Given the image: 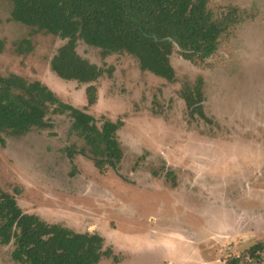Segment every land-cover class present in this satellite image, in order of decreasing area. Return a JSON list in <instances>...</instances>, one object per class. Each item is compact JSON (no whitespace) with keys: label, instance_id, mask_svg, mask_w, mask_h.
I'll use <instances>...</instances> for the list:
<instances>
[{"label":"rangeland","instance_id":"1","mask_svg":"<svg viewBox=\"0 0 264 264\" xmlns=\"http://www.w3.org/2000/svg\"><path fill=\"white\" fill-rule=\"evenodd\" d=\"M213 2L258 15L202 63L174 51L172 83L142 72L128 54L103 58L78 43L79 55L105 71L87 112L98 126L123 121L117 172L100 173L81 155L68 158L84 144L53 106L49 128L0 134V193L49 224L99 234L113 252L99 264H225L264 242V0ZM11 10V0H0V76L39 81L83 110L86 86L50 70L65 42L12 21ZM198 78L202 119L189 115L181 96ZM12 251L0 248V264H18Z\"/></svg>","mask_w":264,"mask_h":264},{"label":"trees","instance_id":"2","mask_svg":"<svg viewBox=\"0 0 264 264\" xmlns=\"http://www.w3.org/2000/svg\"><path fill=\"white\" fill-rule=\"evenodd\" d=\"M216 0H11V20L58 37L59 46L49 61L60 80L85 85L83 110L63 104L39 81L28 82L15 74L0 76V134L27 135L33 128L50 127L46 116L66 114L70 131L84 147L67 153L68 158H88L100 173L117 172L123 159L117 133L123 121L104 120L97 125L88 112L97 104L95 83L105 71L81 57L77 45L99 50L106 58L125 53L142 72L169 83L175 80L170 59L174 51L197 64L214 57L221 42L232 36L247 19H256V9L213 6ZM4 42L0 41V53ZM111 74V69L107 72ZM203 81L181 92L191 117L203 114ZM12 246L11 258L18 264H99L113 252L97 233L75 232L60 224H49L36 215L23 213L15 198L0 193V248ZM264 264V242L250 246L243 256L225 264Z\"/></svg>","mask_w":264,"mask_h":264}]
</instances>
